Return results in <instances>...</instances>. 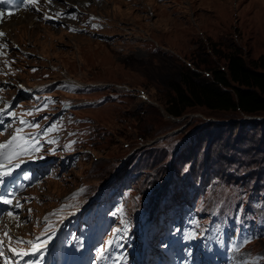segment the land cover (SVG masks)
I'll use <instances>...</instances> for the list:
<instances>
[{
  "label": "rangeland",
  "instance_id": "374dc122",
  "mask_svg": "<svg viewBox=\"0 0 264 264\" xmlns=\"http://www.w3.org/2000/svg\"><path fill=\"white\" fill-rule=\"evenodd\" d=\"M52 2L49 21L33 13L0 20V102L18 98L21 115L49 125L51 154L75 157L59 179L32 190L33 213L67 216L127 161L135 172L132 196L142 202L178 173L187 185L209 173L233 196L234 175L243 185L240 175L264 170V113L167 112L172 87L186 73L212 78L215 69L227 71L232 54L252 68L264 59V0ZM66 7L77 15L60 18ZM244 129L251 139L241 146ZM16 218L3 228L25 242L40 230ZM245 255H253L248 264H264V242Z\"/></svg>",
  "mask_w": 264,
  "mask_h": 264
},
{
  "label": "trees",
  "instance_id": "16d2710c",
  "mask_svg": "<svg viewBox=\"0 0 264 264\" xmlns=\"http://www.w3.org/2000/svg\"><path fill=\"white\" fill-rule=\"evenodd\" d=\"M253 67L247 65L241 56L232 54L228 57L227 71L215 69L212 78L201 77L192 71L186 73L183 81L172 87L175 97L169 100L167 112L176 118L195 107L217 112H239L248 116L263 114L264 59L260 63L255 62ZM242 128L244 127L241 126ZM239 134L241 146L246 143L245 140L251 139L245 129ZM248 144L249 142L247 146ZM229 149L241 150L232 147Z\"/></svg>",
  "mask_w": 264,
  "mask_h": 264
},
{
  "label": "clouds",
  "instance_id": "9594fccd",
  "mask_svg": "<svg viewBox=\"0 0 264 264\" xmlns=\"http://www.w3.org/2000/svg\"><path fill=\"white\" fill-rule=\"evenodd\" d=\"M52 5H54V2H51L47 13L52 10ZM63 9H66L67 11H73L72 8L69 7ZM57 12L58 14H60V9ZM250 173V178L247 174L246 180H244V177L241 179L244 182L243 185L240 184V181L235 180L238 177L234 175L232 181L238 188L234 189L233 192L235 194L236 192L239 194L231 196L232 198L226 203L223 202L222 212L224 214L222 213L219 216L222 221L221 223H223L222 230L226 229L227 231H231L227 233H234V236L224 242L229 246L230 249H232L229 264H248L250 258L253 255H245L247 247L253 243L264 242V196H262V194L264 193V170H255L251 171ZM202 177L205 178L206 184L214 182L211 179L209 173L203 174ZM224 196L227 195L225 194ZM211 198L213 201L222 199L221 192L219 195L218 190H215L214 192H212L209 199ZM175 199L178 201V204L186 202L188 199L187 193L178 196ZM254 203L257 205L256 207L253 206ZM234 205H236L235 208H237V210H241L242 216H240L236 211H233ZM228 207H230L232 211H230ZM252 209H255V211H250L248 213V211ZM229 211L230 213L233 212L236 216L234 214H232L231 216V214H229ZM246 214H249L247 218ZM203 217L204 231L198 236L197 240L205 246L209 244H217L218 242H220V239L214 237L213 234L210 232V217L207 216L206 213L203 215ZM236 217L239 219V221ZM217 233H219V231H217ZM236 244L239 246V249H237L238 252L234 247ZM210 253H213L211 249ZM212 258L213 255L210 254L209 260H211Z\"/></svg>",
  "mask_w": 264,
  "mask_h": 264
},
{
  "label": "snow or ice",
  "instance_id": "6c2138e0",
  "mask_svg": "<svg viewBox=\"0 0 264 264\" xmlns=\"http://www.w3.org/2000/svg\"><path fill=\"white\" fill-rule=\"evenodd\" d=\"M4 0H0V3H3ZM30 3L36 4L38 3V0H29ZM2 15V13H0ZM5 35L4 33L0 32V36ZM2 115V113H0ZM14 115V114H13ZM21 124H27V121H20ZM38 127V125H37ZM17 135L12 137V140L9 141L8 144L0 145V148H6L8 149L7 152L0 153V169H4L5 164L12 165V167H16L17 164L13 163V160L18 158L21 155H24L25 153L31 155L33 152L39 151L38 147H33L31 144L28 143V141L23 137L20 136L19 133L22 131V129H17ZM52 143H57L56 141H51ZM35 143V142H33ZM66 147H71L70 145H66ZM10 175V172L8 170H0V177ZM75 199V197H73ZM4 204H11L12 201L10 199H3ZM19 206V205H17ZM63 211V209L61 210ZM123 211V210H122ZM9 216H12V213H8ZM55 215V213H54ZM47 223V221H46ZM121 231H127V228L123 230H117V235L121 233ZM7 235V234H6ZM194 238V237H193ZM9 240H11V237H9ZM18 243H27L30 247L33 248L34 251L38 250L39 245V238L35 242L32 241H18ZM113 243H115L114 240L108 241V245L111 246ZM12 252L15 253L17 257L20 259H23L24 257H27L29 253L27 251H17L16 249H11ZM104 253V248L99 249V254H101V259H104L105 257L102 255ZM3 253L0 252V256H2ZM6 264V262H5Z\"/></svg>",
  "mask_w": 264,
  "mask_h": 264
},
{
  "label": "bare ground",
  "instance_id": "6f19581e",
  "mask_svg": "<svg viewBox=\"0 0 264 264\" xmlns=\"http://www.w3.org/2000/svg\"><path fill=\"white\" fill-rule=\"evenodd\" d=\"M52 1H53V0H50V3H51ZM43 2H45V0H44ZM0 16H1V15H0ZM17 16H18V13L15 14V15H7V14H4V13H3V15H2V20H3V18H4V19H9V18L17 17ZM35 17H36L37 19L40 18V14H36ZM5 27H6V26H5ZM8 29H9V28H8ZM4 30L7 31V28H4Z\"/></svg>",
  "mask_w": 264,
  "mask_h": 264
}]
</instances>
